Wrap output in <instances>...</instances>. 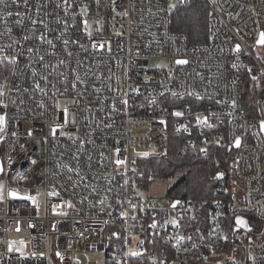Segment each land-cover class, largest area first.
Wrapping results in <instances>:
<instances>
[{"label":"built area","instance_id":"built-area-1","mask_svg":"<svg viewBox=\"0 0 264 264\" xmlns=\"http://www.w3.org/2000/svg\"><path fill=\"white\" fill-rule=\"evenodd\" d=\"M184 1L0 0V264H264V0H206L201 44ZM170 130L222 173L207 209L139 192Z\"/></svg>","mask_w":264,"mask_h":264},{"label":"trees","instance_id":"trees-1","mask_svg":"<svg viewBox=\"0 0 264 264\" xmlns=\"http://www.w3.org/2000/svg\"><path fill=\"white\" fill-rule=\"evenodd\" d=\"M209 6L206 0H186L178 3L173 11V28L188 34L191 42L205 43L209 40ZM180 99V100H179ZM249 83H245L242 93V105L249 110L254 102ZM174 106L195 101L190 97L174 98ZM167 152L161 156L141 159L139 164L144 173L140 177L143 186L156 179L174 180L164 196L184 198L196 203L200 208H209L218 197L214 186L218 173L213 158L204 157L198 151L186 148L184 134L170 130ZM152 176L149 178V176Z\"/></svg>","mask_w":264,"mask_h":264},{"label":"rangeland","instance_id":"rangeland-1","mask_svg":"<svg viewBox=\"0 0 264 264\" xmlns=\"http://www.w3.org/2000/svg\"><path fill=\"white\" fill-rule=\"evenodd\" d=\"M172 5L176 3V0H171ZM264 49V44L260 45L259 50ZM158 64L161 65L159 62L151 61V65ZM62 104L65 106H69L71 102L68 100H63ZM174 180L170 179H156L145 185L144 187L139 189V192L142 194H148L154 197H162L167 192L168 188L173 184ZM4 196V185L0 181V198ZM166 196V195H165ZM84 259H87L90 264H105L106 256L103 251H92L81 254Z\"/></svg>","mask_w":264,"mask_h":264},{"label":"snow or ice","instance_id":"snow-or-ice-1","mask_svg":"<svg viewBox=\"0 0 264 264\" xmlns=\"http://www.w3.org/2000/svg\"><path fill=\"white\" fill-rule=\"evenodd\" d=\"M40 39L43 40L44 37L41 36ZM49 43H51V41H49ZM259 43L264 44V33L261 34V39H260ZM237 50H239V46H237ZM30 51H31V49H30ZM178 63H187V61H178ZM2 94L3 93H0V95H2ZM125 103H126V101H125ZM175 115L181 116V115H183V113L176 112ZM5 119L6 118L4 116H0V124H3L5 122ZM261 128L264 129V122H261ZM239 145H240V141L237 140L236 141V146L239 147ZM33 163H35V162L33 161ZM118 163H119V161H118ZM11 195L15 196L16 194L15 193H12ZM22 199H31V197H22ZM238 223H244V221L238 220Z\"/></svg>","mask_w":264,"mask_h":264},{"label":"water","instance_id":"water-1","mask_svg":"<svg viewBox=\"0 0 264 264\" xmlns=\"http://www.w3.org/2000/svg\"><path fill=\"white\" fill-rule=\"evenodd\" d=\"M262 33H264V32H262ZM262 33H261V34H262ZM260 39H261V37H260ZM259 41H260V40H259ZM259 41H258V43H259ZM259 44H261V43H259ZM2 171H3V165H2V161L0 160V174L2 173ZM221 174H222V173H217V177H220Z\"/></svg>","mask_w":264,"mask_h":264}]
</instances>
